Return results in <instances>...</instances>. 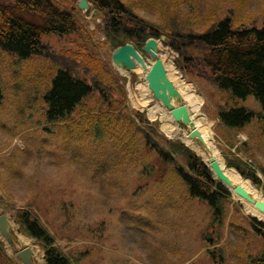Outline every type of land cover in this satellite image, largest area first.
<instances>
[{
    "label": "rangeland",
    "instance_id": "obj_1",
    "mask_svg": "<svg viewBox=\"0 0 264 264\" xmlns=\"http://www.w3.org/2000/svg\"><path fill=\"white\" fill-rule=\"evenodd\" d=\"M58 1L62 8L78 10L77 18L94 31L88 37L110 60L112 47L103 45L102 13L96 7L90 12L79 9L78 0ZM126 1L152 21H160L164 13L198 30L208 26L205 16L209 13L217 20L230 17L239 27L264 25V0ZM23 15L31 22L43 23L38 14ZM41 39L49 46V54L33 55L26 61L0 47V214L10 216L13 236V243L1 237L5 248L1 249L0 264H21L16 252L25 246L33 248L36 264H45L41 243L27 237L15 221L21 208L37 214L75 264H254L253 259L264 252V240L253 230L250 213L238 197L231 196L223 227H212L209 203L192 196L173 166L144 146L138 132V140L128 149L129 138H118V133H124L121 126L115 130L116 139L108 135L96 140L85 131L86 123L81 127L71 119L47 120L43 95L50 89L52 77L63 68L55 63L73 57L84 64V58L75 56L79 47L87 46L94 54L96 48L73 34H43ZM143 57L152 63L151 56ZM159 57L182 92L195 124L200 120L209 123L213 148L224 166L239 172L227 166V152L232 158L247 161L262 177L264 120L255 116L250 124L236 130L223 127L218 118L219 109L228 105L261 113L260 101L253 94L240 98L221 91L209 79L187 76L177 65L178 52L161 41ZM116 69L128 77L130 107L145 111L151 120L155 113L164 134L181 138L206 159L210 149L189 125L175 122L169 109L153 97L146 71L140 66L134 71ZM184 82L203 98L199 108L182 90ZM100 102L96 93L87 99L86 106L75 112L77 123ZM164 117L171 132L162 127ZM228 138L233 145L227 143ZM145 166L151 167L147 173L142 172Z\"/></svg>",
    "mask_w": 264,
    "mask_h": 264
},
{
    "label": "trees",
    "instance_id": "obj_2",
    "mask_svg": "<svg viewBox=\"0 0 264 264\" xmlns=\"http://www.w3.org/2000/svg\"><path fill=\"white\" fill-rule=\"evenodd\" d=\"M89 1L102 13V31L106 44L112 48L131 41L141 49L148 37L159 38L164 34V43L178 52L177 65L187 76L209 79L219 89L240 98L253 94L260 101L262 112L259 114L243 106L221 107L218 118L223 127L239 130L255 116L264 120V25L260 28L237 27L230 17L216 20L214 14L209 13L205 16L208 26L198 30L164 13L160 21H152L141 16L126 0ZM32 13L41 16L43 23L31 22L23 15ZM83 26L77 16L62 9L57 0H0V47L16 53L20 61L33 55H47V46L41 39L43 34L78 33L88 40L89 31ZM92 46L97 48L96 54L87 46H80V51L75 53L84 58V64L73 57L61 61L63 68L52 77L51 87L43 96L47 103V120L65 121L77 106H86L87 98L99 94L101 102L97 109L80 117L86 123L87 132L102 138L121 126V131L124 130L121 137L130 138L132 145L137 141L135 135L138 132L145 145L154 149L163 162L174 167L190 194L209 203L212 226L223 227L230 210V190L214 177L213 171L194 149L179 138L166 137L159 131L158 122L149 121L143 112L130 110L125 87L120 83L126 78L102 59L95 44ZM2 98L0 88V101ZM227 143L233 145V140L228 138ZM225 160L264 193V180L254 167L242 158L228 156L227 152ZM262 173L264 175V171ZM248 217L254 231L264 240V223ZM16 219L21 230L34 237L46 250V264H74L54 245V237L33 210L19 209ZM1 249L4 250V244L0 240V253ZM252 262L264 264V252Z\"/></svg>",
    "mask_w": 264,
    "mask_h": 264
},
{
    "label": "water",
    "instance_id": "obj_3",
    "mask_svg": "<svg viewBox=\"0 0 264 264\" xmlns=\"http://www.w3.org/2000/svg\"><path fill=\"white\" fill-rule=\"evenodd\" d=\"M80 8H89L90 5L87 0H81L79 2ZM143 50L148 52L155 61L151 67L148 66L141 54L137 51L132 43H127L118 47L112 54L113 61L120 66L127 69H134L136 63L133 58L140 62L144 69H148L146 79L148 86L152 90L154 97L160 99L162 103L171 110V114L177 121H181L184 124H189L193 127V131L196 135H199V130L195 127L194 122L190 119V113L187 105L183 103V96L181 92L175 87L173 82L167 75V70L163 60L158 57V41L155 38H149ZM173 99L181 102L180 105L175 106ZM210 167L214 171L215 176L220 179L229 188L234 187V192L243 199L254 203L255 207L264 213V200L256 199L250 195L248 190L241 184L234 185L233 180L225 172L221 162L215 156L209 157ZM9 218L3 214L0 216V232L7 238L11 239L8 231ZM33 250L27 247L18 252V256L24 264H34L32 260Z\"/></svg>",
    "mask_w": 264,
    "mask_h": 264
},
{
    "label": "bare ground",
    "instance_id": "obj_4",
    "mask_svg": "<svg viewBox=\"0 0 264 264\" xmlns=\"http://www.w3.org/2000/svg\"><path fill=\"white\" fill-rule=\"evenodd\" d=\"M184 85L185 86L183 87L182 90L186 93L188 100L191 103H193L195 108H199L202 102L201 96L197 94L196 92H194L193 89H191V85L189 83L184 82ZM162 127L167 132L172 131L169 120L165 117L162 120ZM196 127L200 132V135L198 136L200 141L207 148V150L210 149L209 154L206 155V159L208 160L211 154L216 156L217 151L215 148H213V142H212L213 136H212V130L210 129L209 123L206 122L205 120H200L199 122L196 123ZM223 167L227 175H229L232 178L235 185L236 184L243 185L253 197H255L256 199L264 200V195L261 194L257 190V188L253 185V183L249 179H246L243 176H241L239 172H237L235 169L227 168L226 166H224V164H223ZM232 190L234 191L233 187H232ZM242 202L244 203V206L246 207V211H248L251 214L257 215L260 219H264V213L261 212L259 209H257L254 203H251L247 200H242Z\"/></svg>",
    "mask_w": 264,
    "mask_h": 264
}]
</instances>
